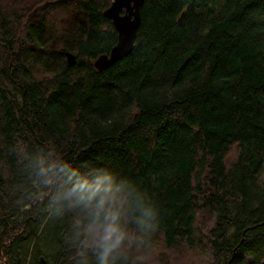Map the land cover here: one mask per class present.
Wrapping results in <instances>:
<instances>
[{
    "label": "trees",
    "instance_id": "1",
    "mask_svg": "<svg viewBox=\"0 0 264 264\" xmlns=\"http://www.w3.org/2000/svg\"><path fill=\"white\" fill-rule=\"evenodd\" d=\"M110 3L0 0V264H74L71 221L22 209L16 151L39 143L147 189L149 253L264 264V0H144L134 50L98 70Z\"/></svg>",
    "mask_w": 264,
    "mask_h": 264
},
{
    "label": "clouds",
    "instance_id": "2",
    "mask_svg": "<svg viewBox=\"0 0 264 264\" xmlns=\"http://www.w3.org/2000/svg\"><path fill=\"white\" fill-rule=\"evenodd\" d=\"M16 161L33 190L22 209L38 207L48 220L71 221L74 264H144L161 207L133 177L77 163L49 143L19 145Z\"/></svg>",
    "mask_w": 264,
    "mask_h": 264
},
{
    "label": "water",
    "instance_id": "3",
    "mask_svg": "<svg viewBox=\"0 0 264 264\" xmlns=\"http://www.w3.org/2000/svg\"><path fill=\"white\" fill-rule=\"evenodd\" d=\"M143 2L144 0H111L110 5L104 10V15L112 21L117 30V42L109 53L101 54L94 60V66L98 70L108 68L134 50ZM66 56L68 65H73L75 55L67 52Z\"/></svg>",
    "mask_w": 264,
    "mask_h": 264
},
{
    "label": "rangeland",
    "instance_id": "4",
    "mask_svg": "<svg viewBox=\"0 0 264 264\" xmlns=\"http://www.w3.org/2000/svg\"><path fill=\"white\" fill-rule=\"evenodd\" d=\"M2 1L4 4L7 3V0H2ZM8 1L12 8L20 10L22 9V7H24V4L30 5L40 0H8ZM232 156L229 155V157H232ZM201 252L203 253V251ZM159 254L162 255L161 258L158 256ZM204 255L205 257L198 254V258H199V262H197L198 264H207L206 262H208L209 254L206 253ZM144 263L145 264H193L192 262L188 263V261L181 260L180 257H177L174 252L166 251L161 248L157 250L156 252L152 251L151 253H149Z\"/></svg>",
    "mask_w": 264,
    "mask_h": 264
}]
</instances>
